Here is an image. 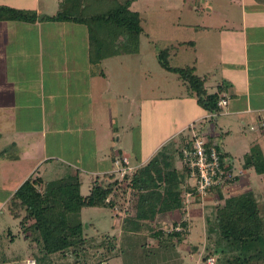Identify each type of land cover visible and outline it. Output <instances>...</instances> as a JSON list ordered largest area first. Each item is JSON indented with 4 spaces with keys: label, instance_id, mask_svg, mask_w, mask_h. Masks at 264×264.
<instances>
[{
    "label": "rangeland",
    "instance_id": "374dc122",
    "mask_svg": "<svg viewBox=\"0 0 264 264\" xmlns=\"http://www.w3.org/2000/svg\"><path fill=\"white\" fill-rule=\"evenodd\" d=\"M7 1L0 0V5L11 6L6 3ZM49 1L51 4L48 3ZM55 1L41 0L38 6L46 8L43 10L46 15H54L58 7ZM240 4L241 0H132L130 6L133 10L140 13L143 27V33L139 36L138 50L130 53L123 52L102 61L101 68L105 76L90 78L94 86L99 88L100 97L96 101L97 104L92 102V100L89 102L92 110H95L92 107L99 109L97 115L100 117V127L105 123V130L101 133L103 139L106 137L105 133L109 134L108 143L110 145L118 146L133 156L129 159V156L121 155L127 158L128 165L132 168V171L140 165L135 163L134 157L140 159L152 152L154 145L162 136L169 133L176 126V122L187 118L195 110H200L196 104L195 96L187 83L179 79L176 74L163 69L158 63L157 53L169 46V62L171 65L192 66L194 57L200 58L205 53V47H208L205 46V43L212 36L211 32L205 30L201 31V33H194L193 30H190L191 26L220 24L223 23L224 19L237 23L238 19H240ZM196 5L202 6L204 9L196 10ZM37 13L39 14V12ZM42 14L40 13L39 17ZM23 25L24 23H5L3 31L1 30L2 35L23 37L37 34L34 31L28 33L26 31L24 34ZM17 26H19V29H17ZM46 28L50 33H43V36L46 38L49 36L50 40L43 44L45 51L44 64L49 59L55 60L58 64L62 63L68 54L65 51V47H67L65 43L70 45V47L72 46L70 52L76 50L77 53H82V56L80 55L81 58L77 62H80L82 58L83 60L85 59L84 53L88 51V34L83 25H74L69 21L62 23L50 22ZM72 29H76L75 34ZM61 38H65V40ZM195 38L197 43L193 46L190 41L195 40ZM183 40L189 42L184 44L182 43ZM17 42L14 45L10 44L8 51L11 53L15 46L24 48V51L21 52L26 53L24 57L27 58L24 66V74L26 75L25 77L8 78L17 85L31 87L36 79L33 65H37L36 59L33 60V58H36L33 50L34 45L31 42L28 44H18ZM207 43H209V46L213 45V47L217 43L215 53H218V40L213 38L212 41ZM88 63H90L89 57ZM90 67H92L91 64ZM60 79L61 77H58L57 81ZM206 88L209 93L215 90V87L211 88L210 84ZM32 89L31 87L30 91ZM33 93V104L29 103L30 107L19 108L18 110L19 115L16 124L20 125L22 129L38 130L44 119L42 117L44 116L43 113L34 108L37 99L35 98L36 94ZM55 110V118L57 119L63 110L61 108H55ZM91 115L93 113H90ZM211 118L202 117L192 122H195L197 127L202 123L203 126L201 125V127L207 129L212 126ZM110 119L113 123L112 131L110 127V130H108ZM237 123L236 119H229L228 128L230 132L227 136H216L215 142L222 147L225 145L232 155L247 148V152L257 148L261 150L262 146L258 142H250V139H253L259 132L258 126L252 123L244 125ZM213 124L216 128V123ZM252 126H255V131L252 130ZM184 130L185 132L187 131L186 129ZM72 137L73 135L71 134L67 136L69 144ZM246 140L251 144L247 145ZM168 141L169 139L164 141L162 145L167 146ZM53 143L54 145H51L48 149L59 153L57 155L59 157L49 159L39 169L44 174L43 170L48 169V173L44 175L46 179L61 178L74 174L77 171L76 168L82 169L80 165H77L76 158L70 154L72 153L71 151L61 152L55 149V137ZM59 143L61 144V141ZM107 151L108 148H103V155ZM96 153L100 155V139L98 140V148H95L90 141L83 144V160L89 166L92 165L91 159L94 157L93 154ZM5 163L0 160V264H24V258L26 260L32 259L30 253L32 251L37 252L38 245L32 241L33 235L31 238L24 237L20 220L11 217L4 205L5 198L12 190L10 186L17 184L15 178L21 172L20 168L15 167L16 171L11 170L12 168L9 169V166H6ZM238 165L240 168L242 165L241 160ZM112 172L119 179L124 177L116 171L112 170ZM243 175L245 176L242 177V180L230 185L229 189H239L241 188L240 184L249 182L256 190V193L259 194V206L261 213L264 214V174L248 175L244 173ZM93 177L92 173L80 171L82 180L81 194L88 193L89 184ZM115 196L117 206L113 210L108 208H86L82 210L81 216L87 242L84 246L78 248L77 261L72 257L68 264H101L102 260H105L107 264H181V260L185 261L182 264H195V261L199 258L198 254L195 253L193 259H184L186 255L184 257L180 256V253L183 252L178 250L179 243L174 239L163 240L156 244L147 233L133 238L130 237L129 233L122 234L119 228L114 229L113 226L116 225L120 217L123 218L124 205L126 204L125 207L128 206V203L125 202L133 198L132 193L125 187L122 190L119 189ZM197 204L189 203V207H186L185 218L189 221V226L191 225V232L188 236L190 241L187 242V245L196 246L200 249V264H205L202 260L203 256L212 250L216 233L211 232L209 236H206V234L202 235V215L204 211V215L211 219L209 223L205 221V228L212 226L211 221H213L215 204L217 203H215V200L206 199L203 204L200 202ZM190 217L191 219H189ZM178 218L179 216L176 217L175 215L160 214L156 218L159 222L157 228L161 227L162 230L167 232V225H170L173 221L177 222L180 220ZM99 232L105 234L115 233L117 235L118 241L114 243L112 252H108L105 246L101 248L95 246L100 241ZM160 248H163V250ZM68 254L71 255L70 252ZM107 257L108 259L106 260ZM179 260L181 262H178Z\"/></svg>",
    "mask_w": 264,
    "mask_h": 264
},
{
    "label": "trees",
    "instance_id": "16d2710c",
    "mask_svg": "<svg viewBox=\"0 0 264 264\" xmlns=\"http://www.w3.org/2000/svg\"><path fill=\"white\" fill-rule=\"evenodd\" d=\"M131 2L57 0L56 14L44 15L42 19L83 25L88 34L91 73L104 76L101 68L104 59L138 50L139 36L143 33L142 19L140 13L131 8ZM38 17L39 14L34 10L0 5V22L33 23ZM169 49L166 46L157 53L159 65L187 83L200 107L207 112H219L217 101L222 88L218 87L215 92L209 93L204 78L195 72L193 66L170 64ZM215 117L211 120L214 121ZM201 125L197 127L194 124L196 131L206 134L208 130ZM186 138L188 136L182 135L178 141L169 139L167 146L161 145L152 157L122 179L113 172L95 175L87 194L80 192L82 180L78 169L74 174L52 180H46L37 173L27 177L11 194L5 206L11 217L20 220L24 237L31 238L33 235L32 241L38 248L30 256L34 258L35 264H68L72 257L77 261L78 248L87 242L81 211L86 208L113 210L117 206L115 195L123 187L132 193L133 198L125 202L128 206L124 205L123 218L120 217L114 229L119 228L122 234L129 233L133 238L147 233L156 244L173 239L182 242L189 233V221L185 218L187 204L183 197L188 174L183 164L177 168L175 159H181V147ZM208 144L212 143L208 140ZM215 148L222 165L228 169L234 167L228 153L221 151L219 145ZM117 158L121 159V154L118 151L116 156L113 147H110L112 165ZM241 168L248 175L264 174L262 149L245 153ZM241 175L237 173L234 182L208 190L207 199L215 200L217 204L212 226L206 228L203 234L209 236L215 232L216 239L212 250L203 256V262L212 256L214 264H264V214L260 210L259 194L249 182L240 184L239 189H229L230 185L239 182ZM191 191H194L191 203H199L195 190ZM174 213L181 216L180 222L173 221L167 226V232L161 227L157 228L158 215ZM210 220L205 217L206 223ZM177 225L181 227L180 230H170L171 226ZM99 235L100 241L95 246H105L108 252H112L114 243L118 241L117 235L102 232ZM101 264L107 263L102 260Z\"/></svg>",
    "mask_w": 264,
    "mask_h": 264
},
{
    "label": "crops",
    "instance_id": "0c3cea01",
    "mask_svg": "<svg viewBox=\"0 0 264 264\" xmlns=\"http://www.w3.org/2000/svg\"><path fill=\"white\" fill-rule=\"evenodd\" d=\"M40 1L8 0L6 3L15 8L30 9L39 12V14L43 13V17L46 15L43 12L46 8L38 6ZM48 3L51 4L50 1ZM239 6L241 12L239 15L240 19H238L237 23L224 19L223 23L220 24L191 26L190 30H193L194 33H201L203 30L211 32L212 38L207 42L212 41L213 38L218 40V53H215L217 43L213 47V45L209 46V43L206 42L205 46L208 47H205V53L207 55L204 53L200 58L194 57L192 66L195 72L204 78L205 87L209 84L211 88L215 87L213 92L218 87H221V93L225 92L229 96L227 105L220 109V113L216 117L214 116L215 119L211 122V128H207L208 131L205 132L207 140L217 146L218 144L215 142L216 136H227L230 132L228 120L236 119L239 125L252 123L258 126L260 130L253 139H250V142H258L264 152V0H241ZM203 9L204 7L196 5V10ZM42 17L33 23L24 21L5 22L6 24L24 23L22 28L25 32L23 33L25 34L26 31L27 33L34 31L37 34L33 36L8 37L7 35H2L1 30L3 31L5 23L0 22V160L6 162V166H9V169L12 168L11 170L13 171H16V168L21 169L19 176L15 178L17 184L10 186L12 190L9 192L7 198H5L4 205L11 194L32 173H37L46 179L44 175L48 173V169L43 170L45 174L39 169L49 159L59 157L57 156L59 153L53 150L49 151L48 149V147L54 145V137L56 142L55 149L61 152L71 151L72 153L70 154L76 158L77 165L82 167V169L78 167V170L92 173L94 176L105 172H112L114 165L111 164L110 160V147H113L116 156L119 151V154H125L129 156V159L133 157L118 146L110 145L108 143V139L110 138L109 134L105 133V139L101 135L103 130H105V123L100 127V117L97 115L99 109L92 107L95 109L92 110L89 104L91 100L92 102H96L100 97L98 93L99 88L94 86L90 78L100 75L91 73L90 63H88V51L84 53L85 59L83 60L82 58L80 62H77L81 58L82 53H77L76 50L70 52L72 46L70 47V45L65 43L67 45L65 51L68 53H66V58L68 57L66 62L65 58L59 64L51 59L46 64L43 63L45 55L43 44L50 40L49 36L46 38L43 36V33H50L46 28L50 22L62 23V21L42 19ZM73 24L77 25L75 23ZM19 26H17V29H19ZM75 30L72 29L74 34L76 33ZM61 39L65 40V38ZM195 41L196 38L190 41L192 42L191 45L195 46L197 43ZM15 42L18 44H28L31 42L34 45L33 50L36 58H33V60L36 59L37 65H33L36 79L34 85L31 86L33 88L32 91H30L31 87L17 85L11 80L13 77H25L26 75L24 74L25 60L27 59L24 57L26 53L21 52L24 51V48L15 46L11 53L8 51L10 44L14 45ZM187 42L189 41H182L184 44ZM58 77H61L59 81H57ZM32 92L36 94L35 98L37 99L34 108L40 110L44 115L42 116L44 119L42 118L43 121L38 130L22 129L20 125L16 124L19 108L30 107L31 105L28 104H33ZM197 106L200 110H195L187 118L176 122V126L169 133L162 136L156 145H154L152 152H149L140 159L134 157L135 163H145L164 141L167 139H175L178 141L180 136L187 134V131L185 132L184 129L189 123L206 117L209 112L198 104ZM55 108H61L63 110L57 119L55 118ZM90 113H93V115L90 116ZM109 121L110 124H107L108 130L111 129L112 131L113 123L111 119ZM213 123H216V128ZM252 130L255 131V126ZM70 134L73 137L69 144L67 136ZM99 139L100 155L97 153L93 154L94 157L91 159L92 165L89 166L83 160V144L90 141L95 148H98ZM59 141H61V144ZM246 144L251 143L246 140ZM103 148H108L107 153L104 155L102 153ZM220 148L221 151L228 153L236 169H242L241 167L239 168L238 164L240 160L242 163L243 155L247 153L246 150L248 148L237 152L235 155H232L230 150L226 149L225 145L223 147L220 146ZM175 165L177 168H181L182 161L179 157H176ZM242 171V174L246 173L244 169ZM245 175H241L238 181L240 182ZM168 215L179 216L180 220L177 222L181 221V216L177 213ZM205 217L203 211V233H206ZM190 232L191 225L189 226L188 235L182 242H179L178 250L183 252L180 253V256L184 257L186 255L184 259H193V255L195 253L198 254L199 258L195 261V264H200V249L196 246L191 247L187 245V242L190 241L188 239ZM160 249L163 250V248ZM181 261L182 263L185 262L183 260ZM181 261L179 260L178 262Z\"/></svg>",
    "mask_w": 264,
    "mask_h": 264
},
{
    "label": "built area",
    "instance_id": "2783aa9c",
    "mask_svg": "<svg viewBox=\"0 0 264 264\" xmlns=\"http://www.w3.org/2000/svg\"><path fill=\"white\" fill-rule=\"evenodd\" d=\"M227 103L228 95L222 92L219 94L217 105L222 109ZM218 113L220 111L209 112L206 117H214ZM194 124L195 122H191L185 127L188 138L185 139L180 152L182 164L186 167L188 174L183 193L187 206L191 203L193 197L194 191H191L192 189L195 190L200 203H203L208 198V190L210 188L222 187L234 182L236 174L243 173L242 169H236L235 167L228 169L226 166H223L215 145L208 144L206 135L199 134ZM113 171H116L121 176H125L127 173L132 172V168L129 167L127 158L122 157L114 161ZM172 229L180 230L181 227L179 225L176 227L171 226L170 230ZM214 263L215 260L212 256H209L205 261V264ZM26 264H35V260L33 258L27 259Z\"/></svg>",
    "mask_w": 264,
    "mask_h": 264
},
{
    "label": "water",
    "instance_id": "95a60500",
    "mask_svg": "<svg viewBox=\"0 0 264 264\" xmlns=\"http://www.w3.org/2000/svg\"><path fill=\"white\" fill-rule=\"evenodd\" d=\"M41 17H42V16H41ZM41 17H39V19H40Z\"/></svg>",
    "mask_w": 264,
    "mask_h": 264
}]
</instances>
